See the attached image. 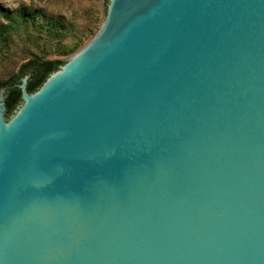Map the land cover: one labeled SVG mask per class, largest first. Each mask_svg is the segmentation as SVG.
<instances>
[{
  "label": "water",
  "instance_id": "obj_1",
  "mask_svg": "<svg viewBox=\"0 0 264 264\" xmlns=\"http://www.w3.org/2000/svg\"><path fill=\"white\" fill-rule=\"evenodd\" d=\"M105 12L0 89V264H264V0Z\"/></svg>",
  "mask_w": 264,
  "mask_h": 264
},
{
  "label": "rangeland",
  "instance_id": "obj_2",
  "mask_svg": "<svg viewBox=\"0 0 264 264\" xmlns=\"http://www.w3.org/2000/svg\"><path fill=\"white\" fill-rule=\"evenodd\" d=\"M105 14V0H0V82L34 58L66 62L96 36ZM22 104L4 110L8 121Z\"/></svg>",
  "mask_w": 264,
  "mask_h": 264
},
{
  "label": "trees",
  "instance_id": "obj_3",
  "mask_svg": "<svg viewBox=\"0 0 264 264\" xmlns=\"http://www.w3.org/2000/svg\"><path fill=\"white\" fill-rule=\"evenodd\" d=\"M108 0H105V9ZM6 27L0 23V39L4 38ZM65 60L55 59H40L34 58L26 63L22 64L19 71L0 82V88H5V102L7 106V112H12L21 99V88L19 83L21 77L26 73L31 72V76L28 83V90L35 91L44 82L50 72L56 70L59 65L63 64Z\"/></svg>",
  "mask_w": 264,
  "mask_h": 264
},
{
  "label": "flooded vegetation",
  "instance_id": "obj_4",
  "mask_svg": "<svg viewBox=\"0 0 264 264\" xmlns=\"http://www.w3.org/2000/svg\"><path fill=\"white\" fill-rule=\"evenodd\" d=\"M30 73H31V72L26 73V74H29V78H28V82H27V88H28V83H29V79H30V76H31ZM26 74H25V75H26ZM49 74H50V73H49ZM49 74H48V75H49ZM0 89H1V88H0ZM5 98H6V95H5Z\"/></svg>",
  "mask_w": 264,
  "mask_h": 264
}]
</instances>
